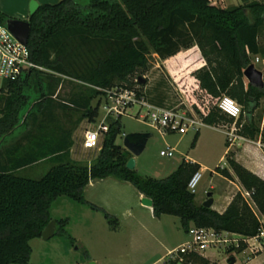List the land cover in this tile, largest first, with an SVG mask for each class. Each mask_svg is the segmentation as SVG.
Here are the masks:
<instances>
[{
  "label": "trees",
  "instance_id": "1",
  "mask_svg": "<svg viewBox=\"0 0 264 264\" xmlns=\"http://www.w3.org/2000/svg\"><path fill=\"white\" fill-rule=\"evenodd\" d=\"M8 18L0 12V23ZM27 20L29 58L47 71L31 69L16 80H2L0 138L19 124L20 115L32 98L31 92L38 94L37 114L51 118L54 108L45 102H53L51 96L61 76L81 83L78 86L82 89L77 87L68 98L70 104L82 110L77 122L87 118L94 123L104 90L121 87L140 93L136 86L141 85L136 79L148 69L150 53L166 59L195 45L205 64L192 72L193 82L181 85L194 110L205 125L231 124L233 120L217 108L219 98L226 94L244 112V123L237 133L256 139L261 112L259 117L254 112L261 106L264 86L245 85L243 71L251 54L264 57V48L257 38L264 23V0L226 7L215 0H59L39 5ZM33 115L36 116L31 111L30 120ZM120 118L108 122L101 150L91 163L72 160L65 151L52 160L40 177H29L17 169L46 158L47 153L57 152L51 149L33 154L32 148L15 164L0 170V264H28L32 252L29 242L40 238L51 220V204L59 196L100 211L109 228L116 230L118 220L84 196L90 180L106 177L129 182L152 200L155 217L164 214L178 217L185 233L194 225L247 236L256 234L260 223L239 192L222 213L195 201L187 182L198 170V164L182 160L164 178L142 176L135 168H126L131 155L116 143L121 133ZM197 137L198 131L191 147ZM225 159L249 192L252 206L264 214V180L238 163L232 152L227 151ZM215 170L231 178L226 168L217 166ZM67 222L57 219L54 234L72 240L65 229ZM242 248L241 245L237 252ZM183 264L210 262L199 254L189 253Z\"/></svg>",
  "mask_w": 264,
  "mask_h": 264
},
{
  "label": "rangeland",
  "instance_id": "2",
  "mask_svg": "<svg viewBox=\"0 0 264 264\" xmlns=\"http://www.w3.org/2000/svg\"><path fill=\"white\" fill-rule=\"evenodd\" d=\"M228 2V0H219L217 3L226 6ZM192 47H195V45L188 49H181L183 53L179 56H175L167 64L163 63L164 59L160 58L157 54L153 52L150 53L148 56V69L136 79L141 85L136 86L140 91L139 94H142L148 102L154 105L167 106L177 110H187L188 112L187 104L189 103L181 92L177 79H184V77L188 75L187 71L189 68L187 67L192 63L190 57L197 51ZM175 74L177 75L175 76ZM60 78L61 81L52 95V98L56 101V105L59 107L58 110L56 108L54 113L55 115L57 114L60 122L68 123V121H66L68 118L78 119L82 114V110L70 104L68 100L70 94L78 90L77 87L80 89H82V87L78 86L81 85L78 81L63 76ZM30 96L32 97L31 100L20 115L19 124L17 125L19 127L30 123L29 117L31 111L36 114V116H33H38V104L36 102L38 94L31 92ZM104 100V97L101 98V104L98 110L99 114L95 123H90L87 118H84L73 133V151L79 162L87 163L88 161H93L99 150L85 146L83 131L88 128L91 129L96 127L103 119H105L107 123L114 119V115L112 114L105 115V109L103 107ZM96 101L97 98L93 99L91 105L94 106ZM260 112L261 109L259 107L255 110L254 114L259 117ZM132 113L133 111H131L129 115L121 116V133L117 137L116 142L122 146L124 135L131 132L151 134L143 151L134 157L135 170L140 175L152 178H164L172 172L173 168H175L174 166L183 159L185 154H190L201 162L202 166H206L205 170L201 173V179L196 187L195 197L203 202L207 199V193L212 192L214 198L220 196L221 202L218 204H221L225 200L224 196L227 195V192L224 187L226 183L221 178L211 173L215 171L217 166L226 165L223 152L226 148L227 137L225 133H223V129H219V131L205 127L200 128V141L196 148L193 149L190 146L194 136V131L192 129H188L184 133L176 132L175 134H162L149 123L131 116ZM33 126H35V123H33ZM7 134L8 133L5 135ZM102 138L103 135L101 134L100 139L102 140ZM167 145L175 148L172 157L160 155V151L165 149ZM246 146L255 147V145L249 142H243L242 146H240V155L250 158V154L248 153L249 148H246ZM181 153H183V156H181ZM220 156H223L221 160L219 159ZM225 167L229 169L228 163ZM229 171L232 172L231 169H229ZM21 173L23 175L27 174L26 172ZM38 176L41 175H30V177ZM233 181L236 182L234 178ZM210 186H212L211 189ZM218 204L216 201L214 207L218 206ZM80 207L85 206L66 196H61L53 202L51 210L53 216L70 217L71 222L67 231L73 239L69 240L57 234H54V236L49 239L37 238L36 242H31L32 254L28 264H88L89 261L87 259L88 257H86V253L96 259L99 264H141L146 258L152 260L158 256L156 253L158 248L156 247H154L155 250L150 253L134 254L133 250L131 251L134 246L133 237L131 235L132 232H129L128 227L125 226L123 222L119 224V231H111L101 214H93L94 217L88 216V219L85 218L87 217L85 215L80 217L77 210ZM167 217L169 218H165V224L167 228H170L168 229L170 231L169 236H167L168 242L171 245H176L186 241L188 235L181 229L178 217ZM172 221H175L174 225H171ZM62 241H64L65 244H63ZM212 251H207L205 254L211 259L209 260L210 264H229V251L217 250L213 251L214 253ZM246 253L236 254L235 264H245L242 259ZM158 264H162V262ZM246 264H264V254L258 255Z\"/></svg>",
  "mask_w": 264,
  "mask_h": 264
},
{
  "label": "crops",
  "instance_id": "3",
  "mask_svg": "<svg viewBox=\"0 0 264 264\" xmlns=\"http://www.w3.org/2000/svg\"><path fill=\"white\" fill-rule=\"evenodd\" d=\"M29 1L30 0H0V12L4 13L8 17L21 19V20H27L29 17V13H28ZM35 1L39 5H41V4H45V3L53 4V3H56L55 1H57V0H35ZM215 1L219 2V0H215ZM222 1H227V0H222ZM228 1L229 2L226 6L242 5L243 3L249 2L252 0H228ZM260 31H261V29H260ZM260 31H259V33H260ZM257 38L259 40V34H258ZM192 48H195V50H197V51L195 53H193L192 57H190L192 63H190L187 67V68H189V70L187 71L188 75L186 77H184V79H177L179 81L178 86H179L180 90L182 91L185 99L189 103H191V102L185 96V94L183 92V86H181V85L183 83L186 85V83H188V82H193L194 76L192 75V72L205 64V61L202 58L198 47L195 46ZM182 53L183 52L180 51L176 55L164 59L163 63H165V64L169 63L175 56H177V55L179 56ZM176 75L177 74H175V76ZM178 76H180V75H178ZM1 82H2V80L0 81V84H1ZM245 82L246 81H245V77H244V84L246 85L247 83H245ZM51 99L53 102H49V103L45 102L46 105L47 104L51 105L54 108L52 111L51 118H49V117L45 118V117H42L40 114H38L37 117L33 116L31 118L29 125L25 124V125L20 126V127L16 126L11 132H9L7 135H4L0 138V170H4L6 168H9L10 165L15 164L21 156L27 154L29 151H32V148H33V154L41 153L44 151H50L51 149H56L57 152L47 153L46 158L39 160L37 162H33L30 165L23 166V167L17 169V172H19V173L26 172L27 173L26 175L29 177H30V175H34V174L35 175L44 174L49 169V167L52 165V160L56 156L64 153L65 151L68 152L69 157L72 160L78 161V159L76 158L75 153L73 151V145H74L73 133L77 129V127L82 123V121L84 119L77 122L78 119L68 118V120H66V121H68V123L67 122H60L58 117H57V114L55 115V113H54L56 111V108L58 110L59 107H58V105H56V101L52 98V96H51ZM38 111H40V110H38ZM39 116H40V118H39ZM40 119H41V121H40ZM33 123H35V126H33ZM33 127H34V130H33ZM202 127L211 128V129H215V130L221 129V126L215 127V126H210V125H203ZM202 127H200V128H202ZM200 128L198 130V137H197V140L195 142V145L192 147L193 149L196 148V146L198 145V143L200 141V137H201ZM196 132H194V135ZM169 133L175 134L174 132H169ZM223 133H224V131H223ZM83 134H84V131H83ZM150 136H151V134H150ZM83 139H84V135H83ZM101 142H102V140L99 137L100 147L98 149H101ZM243 142H249V143L255 145V147L246 146V148H249L248 153L250 154V158L243 157L242 155H240V146H242ZM59 147H62V150H58ZM167 147L173 149V152H174V150H175L174 147H172L170 145H167L166 148ZM232 147H233V149H232ZM227 151L232 152L233 158L238 163H240L246 169H248L249 171H251L252 173L256 174L257 176H259L261 179L264 180V152H263V149L259 148L255 143L251 142L250 140H246V139H239L236 141V143L234 145H231L230 147H228V142H227V138H226V148L223 152L224 156H225ZM98 152H99V150H98ZM181 156H183V153H181ZM222 158H223V156H220L219 159L221 160ZM182 160L198 164L199 168L197 171H200L201 173L206 168V166H202L201 162H199L194 156H192L190 154H185V156H183ZM182 160L177 162L176 166H174V167L176 168ZM91 162L92 161H88L87 163H91ZM226 165H227V161H226ZM219 166H220V168H226L227 169V167H225V166H222V165H219ZM175 168H173V170H175ZM229 169H231V168L229 167ZM229 169H227V170L229 171ZM211 173L214 174L216 177L221 178L226 183V186L224 188L227 192V195L224 196L225 200L221 204H218L219 202H221L220 196H217L216 198H214L213 197L214 194H212V192L207 193V198L211 197L213 199V202L211 205L212 209L216 210L219 213H222L226 209L227 205L230 203L232 197L238 192L242 195L243 199L245 200L243 194H244V192H248V191L242 187V185L240 184V182L238 181V179L236 178V176L234 175L233 172L229 171L231 178L222 175L221 173H219L216 170L211 172ZM38 177H40V176H38ZM34 178H37V177H34ZM233 178L236 180V182L233 181ZM211 187L212 186H210V189H211ZM195 192L193 193L194 195H195ZM84 196H85V199L87 201L103 208L106 212H108L110 215H112L113 217H115L118 220L117 229L116 230L110 229L111 231H117V230L119 231L120 230V227H119L120 222H123L124 225L128 227L129 232H132L131 235L133 237L134 246L132 247L131 251L133 250L134 254L135 253L136 254H138V253H140V254L150 253L153 250H155L154 247L158 248L156 250V253L158 255V256H156V258H153L152 260L146 258L145 261L142 262L141 264H158L160 262H162V264H163L165 255L169 251L176 248L178 245H180L182 243V242H180L179 244L171 245L168 242L167 236H169V234H170V231L168 230L170 228H167V226L165 224V222H166L165 218H169L167 216H172V215L164 214V215H161L159 217H155L153 215L152 207L145 206L141 203V197L143 196V194L137 192V190L129 182H121V181H119L113 177H106L103 179L90 180L88 185L85 187ZM59 197H61V196H59ZM194 199L198 204H202L205 201L204 200L203 202H201L196 197H194ZM216 201H217L218 206L214 207V203ZM246 202L252 207L255 215H256V213H258L260 215V212H258L257 209L252 206L251 201H246ZM52 204L50 207L51 220L56 221L57 219H67L68 222L65 226V229L67 230L68 227L70 226V222H71L70 217H55V216H53L51 214ZM79 204H81V203H79ZM82 205H84L85 207H80L77 209L79 214H80V217H83V215H85V216H87L85 218L88 219V216L94 217L93 214H101L103 217V214L100 211L93 210L89 206H87L86 204H82ZM104 220H105V218H104ZM174 222L175 221H172L171 225H174L175 224ZM190 226H192V225H190ZM186 235H188L187 232H186ZM36 239L37 238L30 240V242H29L30 246H31L32 241L36 242ZM62 242H63V244H65L64 241H62ZM141 242H143V243H141ZM31 249H32V247H31ZM209 251H212V250H209ZM239 253H243V252L239 251V252H236L234 255L229 254V258L230 257L234 258L233 263H230V260L228 259L229 264H235L236 263L235 255L239 254ZM31 254H32V252H31ZM205 254H206V252H205ZM258 255H262V254H258ZM258 255L248 256L246 254L243 257L242 261H244V263L246 264L248 261H251L252 259L257 257ZM203 257L207 258L208 260H211L207 255H205ZM87 259L89 262L93 261L94 264H99L98 261L96 259H94L93 257H91V255H89V254H88Z\"/></svg>",
  "mask_w": 264,
  "mask_h": 264
},
{
  "label": "built area",
  "instance_id": "4",
  "mask_svg": "<svg viewBox=\"0 0 264 264\" xmlns=\"http://www.w3.org/2000/svg\"><path fill=\"white\" fill-rule=\"evenodd\" d=\"M259 41L264 48V23L259 33ZM255 69L262 73L264 86V57L260 54H251L250 63ZM259 66V67H258ZM31 69L47 71L40 65L35 64L29 58V51L26 44L18 40L6 27L5 22L0 23V79L16 80L22 77ZM245 83H249L245 78ZM182 92V91H181ZM103 107L105 115L112 114L114 118L122 115H129L133 111V117L149 123L160 133L180 132L184 133L188 129L194 132L205 125L200 115L194 110L191 103H188L187 110H177L167 106H157L146 100V98L133 89L121 87H113L104 90ZM217 108L220 112L231 118V124L221 126L228 142V147L234 145L239 139H246L237 133L239 127L244 123V112L242 107L230 96L223 94L217 102ZM261 116L258 125V133L256 139L250 140L259 148L264 149V98L261 102ZM241 119L240 124L236 122ZM108 128L105 119L100 121L94 128H88L84 131V144L89 148L100 147L99 137L104 134ZM161 156L171 157L173 149L166 148L160 151ZM222 167V166H221ZM201 172L196 171L192 174L187 182V188L191 193L196 191ZM246 201H251L249 192H244ZM256 213V212H255ZM260 226L253 236L242 235L238 233L228 232L224 230L217 231L213 228L190 226L188 229V239L169 251L165 257L163 264H183L184 256L189 253H196L205 256V252L213 251H229L228 254L234 255L238 248L242 245L241 252H247L248 256L264 254V214L256 213Z\"/></svg>",
  "mask_w": 264,
  "mask_h": 264
},
{
  "label": "water",
  "instance_id": "5",
  "mask_svg": "<svg viewBox=\"0 0 264 264\" xmlns=\"http://www.w3.org/2000/svg\"><path fill=\"white\" fill-rule=\"evenodd\" d=\"M39 4L35 0H30L28 3V13L29 16L34 14L35 11L38 9ZM6 27L8 30L23 44L27 43L30 25L28 20H21L16 18H8L5 21ZM243 76L247 79V81L255 86V87H262L263 80H262V73L255 69L252 64L248 65L244 71ZM150 137V133L144 132H131L123 137V144L122 147L126 149L132 156L126 162V168L134 169L135 168V159L134 157L139 155L147 142V139ZM101 149H99L100 152ZM209 196V195H208ZM213 199L208 197L202 205L205 207H211ZM141 203L145 206L152 207V200L149 197L143 195L141 197ZM56 223L55 220H50L49 223L45 226L42 230L40 238L41 239H49L55 233ZM230 263L234 262V258H229ZM88 264H94L93 261H90Z\"/></svg>",
  "mask_w": 264,
  "mask_h": 264
}]
</instances>
